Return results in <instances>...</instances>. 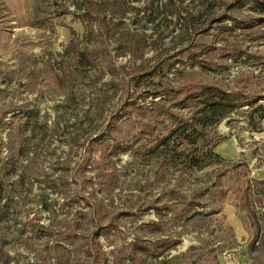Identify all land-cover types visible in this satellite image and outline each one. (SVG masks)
Instances as JSON below:
<instances>
[{"label":"rangeland","instance_id":"rangeland-1","mask_svg":"<svg viewBox=\"0 0 264 264\" xmlns=\"http://www.w3.org/2000/svg\"><path fill=\"white\" fill-rule=\"evenodd\" d=\"M153 9L120 25L144 31L142 49L112 42L90 66L65 52L94 45L74 0H0V264H102L95 231L103 264H264V13L185 0L187 30ZM168 81L256 102L198 116ZM166 109L190 122L154 147L177 122Z\"/></svg>","mask_w":264,"mask_h":264},{"label":"trees","instance_id":"trees-1","mask_svg":"<svg viewBox=\"0 0 264 264\" xmlns=\"http://www.w3.org/2000/svg\"><path fill=\"white\" fill-rule=\"evenodd\" d=\"M137 1L139 0H74L75 8L85 27L84 36L87 40L94 41V45L92 47L86 45L82 49L77 48V46H74L73 38L66 45L65 52H67V54L69 55L73 52L74 55L76 54L79 56L81 61L84 59L85 62H87L90 66H93L95 65L96 61H94L92 56H95L96 60H100L101 57L104 58V56L106 55L105 50L108 51V45L112 42L117 43L115 49H121L122 53L125 51H128L130 53L135 49H142V47H144L146 44L144 31H138V29L136 28L128 30L126 28H121L120 25L123 23V19L128 13H132V18L136 21H147L153 19V6L158 12H171V14L176 13L178 17L177 20L183 18L185 25H187V22L189 23V26L187 25V30L190 28L191 20L186 17H182L181 15L182 9L180 8L185 0H151L149 5H145L143 7H137L133 4ZM251 1L255 5V10L264 13V1ZM255 22L254 25H249L251 23H248L245 20L236 21L235 23L237 25L234 26V28H251L255 26ZM259 37H263V34L261 35V33H258L256 38ZM97 41L99 42V45L104 42L106 46L99 49V45H96ZM236 50L240 51L239 47H236ZM159 67L168 68L169 66L161 63ZM54 75L55 78L53 80L56 81L58 85H62L65 82L66 74L64 71L61 77H58V75L55 73ZM182 78L183 77H181L180 80H182ZM167 85L168 88L164 87V92L175 93V95L179 97V103L184 102L186 104L189 99H194L196 101V103H194L195 106L200 108V113H197L200 114L198 116H206L211 112H219L217 117L219 119H222L225 118L233 109L240 107V104H243V102H247L250 104L256 102V99H254L253 97H246L244 100H239L237 96H234V93H226V91L213 86H206L204 88H201L200 90L192 92L190 90H187V86L184 84H180L178 87L174 88L168 81ZM185 104L183 105V107H186ZM175 112V110L170 111L169 109H166L165 113L168 115L173 114V116H176L177 118ZM189 122L190 121L188 120L186 121L184 119L177 118V122L168 128L165 135H163L162 137H157L155 139L154 147H158L159 145L164 144L179 129L187 127ZM242 194L243 197L241 200L240 208L245 211L249 225L254 231V236L248 244V247L251 249L255 246V243L259 239L258 235L260 224L255 215V212L253 211V209H251L247 202V194ZM98 236L99 233L95 231L92 239V255L96 257V260L101 259L103 264L105 261V256L97 240Z\"/></svg>","mask_w":264,"mask_h":264}]
</instances>
